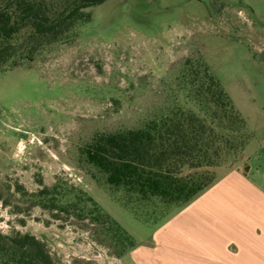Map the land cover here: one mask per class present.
I'll list each match as a JSON object with an SVG mask.
<instances>
[{
	"label": "rangeland",
	"instance_id": "1",
	"mask_svg": "<svg viewBox=\"0 0 264 264\" xmlns=\"http://www.w3.org/2000/svg\"><path fill=\"white\" fill-rule=\"evenodd\" d=\"M88 11L73 42L0 73V232L36 236L59 264H116L126 237L152 235L83 149L161 108L187 58L207 62L256 136L224 171L245 169L253 130L264 136V0H107ZM44 188L73 189L69 204L82 192L88 216L40 205Z\"/></svg>",
	"mask_w": 264,
	"mask_h": 264
},
{
	"label": "trees",
	"instance_id": "2",
	"mask_svg": "<svg viewBox=\"0 0 264 264\" xmlns=\"http://www.w3.org/2000/svg\"><path fill=\"white\" fill-rule=\"evenodd\" d=\"M106 1L8 0L0 6V73L35 61L47 47L73 42L92 20L88 10ZM170 87L164 105L138 127L98 133L83 149L86 163L114 193L122 191L125 202L132 204L133 217L154 226L151 234L224 177L229 172L224 170L236 163L254 138L203 58L181 63ZM55 190L42 189L39 204L62 212L78 209L80 217L88 216L79 207L82 192L69 204L64 199L73 189L69 193ZM126 239L132 243L130 251L136 244ZM0 264L59 263L36 236L0 232Z\"/></svg>",
	"mask_w": 264,
	"mask_h": 264
},
{
	"label": "crops",
	"instance_id": "3",
	"mask_svg": "<svg viewBox=\"0 0 264 264\" xmlns=\"http://www.w3.org/2000/svg\"><path fill=\"white\" fill-rule=\"evenodd\" d=\"M253 131L260 139L247 146L245 169L228 172L116 264H264V136Z\"/></svg>",
	"mask_w": 264,
	"mask_h": 264
},
{
	"label": "water",
	"instance_id": "4",
	"mask_svg": "<svg viewBox=\"0 0 264 264\" xmlns=\"http://www.w3.org/2000/svg\"><path fill=\"white\" fill-rule=\"evenodd\" d=\"M0 9H1V7H0Z\"/></svg>",
	"mask_w": 264,
	"mask_h": 264
}]
</instances>
